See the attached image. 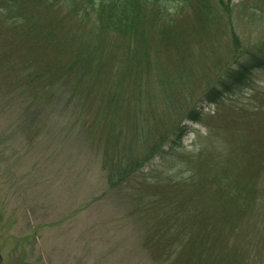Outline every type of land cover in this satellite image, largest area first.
Listing matches in <instances>:
<instances>
[{
    "label": "rangeland",
    "instance_id": "obj_1",
    "mask_svg": "<svg viewBox=\"0 0 264 264\" xmlns=\"http://www.w3.org/2000/svg\"><path fill=\"white\" fill-rule=\"evenodd\" d=\"M25 6L0 5V264H167L205 231L213 260L264 264V65L232 75L264 53V0H148L126 34L85 0ZM100 92L119 96L113 137L89 122ZM138 101L160 116L145 154ZM119 135L139 165L111 187Z\"/></svg>",
    "mask_w": 264,
    "mask_h": 264
},
{
    "label": "trees",
    "instance_id": "obj_2",
    "mask_svg": "<svg viewBox=\"0 0 264 264\" xmlns=\"http://www.w3.org/2000/svg\"><path fill=\"white\" fill-rule=\"evenodd\" d=\"M4 1L5 0H1L0 5L5 6L4 8L9 10L10 14H13L16 6H19V4L25 6L29 0H22V2H19V3H16V0H7L6 3H4ZM49 1L53 2V0H49ZM66 1L72 3V0H66ZM85 2L87 6L89 5L91 7L92 11H97L96 13L98 17L102 20L100 27L103 30L106 28H110V26H113V27H117L118 29L121 30L122 33L126 34L127 32L129 31L132 32L133 30H136L138 32L141 24H145V25L146 23L150 24V18L149 16H147L148 13L146 11L148 0H85ZM75 9H77V7ZM74 10L73 11L71 10V11L74 13ZM72 12L70 16H72ZM25 19L27 22L28 17H26ZM29 22L36 25L35 21L31 19L29 20ZM46 23L49 28L52 24V20ZM48 28H45L47 30L46 31L47 33H45V35H47V37L51 39L55 38L57 36V31L54 29H48ZM70 34L71 33L66 31L65 33H62V36L60 39L68 42L69 40L68 38ZM43 44L46 45V42H43ZM255 57H256V60H255ZM255 57L251 60L249 59L247 61L241 62L238 68L232 70V75L235 76L236 74H239L238 77L242 80L245 76L248 75V73L250 74L254 68L259 67V66L262 67L264 65V53L261 54L260 58H259V54H256ZM85 70H90V69L87 68ZM231 78H233L231 75L230 76L227 75L226 80H223V84L227 87L226 89L229 88V85L231 82L228 81V79H231ZM109 82L113 84V79H109L108 83ZM167 83L171 84L169 82ZM139 90H140V93H138L139 94L138 97L136 96V100H141L139 98L143 92V89L140 87ZM99 96H100L101 103H103V105L100 106L101 111L97 114L94 120L89 121V122L93 123L92 130H95V129L97 130L100 126L105 124V128L108 131L106 135L110 134L111 137H113L118 132V129L116 128V126H118L117 118L122 117L121 109H119L116 105H114L115 100L119 98V96L116 93H103V92H100ZM92 99L94 100V102H96V97H93ZM138 103L139 104H135L136 106L134 107V109L132 108L130 109L131 110L130 119H133L132 126H133V131L135 133L133 136V141L136 142L140 140L142 152H144L145 154L147 148L150 146L148 143L150 142L151 137L155 135L154 132L156 130L158 120H160V116L155 114L152 117L154 118L153 124L151 127H149L148 126L149 121L148 119H145V116L151 117L152 113L156 112V109L153 105L150 104V102L143 103V102L138 101ZM106 104H108L109 107H105L107 106ZM138 120H140L144 125L139 126ZM109 125H111V127H109ZM115 141L116 142L114 144L109 145L111 146V150H109V146H107L108 153H112V157L114 158L112 160L110 156L109 166L113 168V170L117 171L112 176H110L109 174V176L112 178L111 184H110L111 187H116L119 183L124 181L123 180L124 177L126 178L134 174V172L137 170L136 167H138L139 165L138 159L135 158L134 156H127L126 154H121L120 135L115 139ZM174 141L176 142V139ZM134 142L130 141L129 143H127L126 145H128V148L126 149L131 150L134 146ZM158 144L159 143L157 141L156 142L153 141L151 144L152 147L150 146L151 149H154L155 151L158 147ZM173 146L174 144L172 143L171 148H173ZM159 148L156 152H154L155 154L159 151ZM118 151H119V155H118ZM182 212L183 211L181 207L177 206L176 209L172 211L169 216L172 215V216L177 217L179 215H182L181 214ZM226 215L228 216V214ZM173 225L174 224L172 223V225L170 224L169 227L172 228ZM181 225L185 227L184 222H181ZM207 228H211V227L207 225ZM213 228L214 227H212V229ZM219 232L222 233V231H219ZM215 235L217 234H215V231H214V237L211 238V241H215L214 240L216 238ZM208 237L209 236L208 234H206V231L203 232L201 236H198L197 239H198V244L200 246L198 248H195V250L193 251L190 249L187 250L189 247L188 248L183 247V245H187V242L185 239H183V242L181 244L178 243L175 246L174 244L171 245V243L169 242L171 247L169 248L167 254L165 255L164 261L167 264H227L225 261L223 262V258H224L223 256H219L218 258H216V260L215 259L213 260L209 256L210 248L209 250H207V248L210 245L209 244L210 239H208ZM169 239L171 240V237ZM180 242H181V239H180Z\"/></svg>",
    "mask_w": 264,
    "mask_h": 264
}]
</instances>
